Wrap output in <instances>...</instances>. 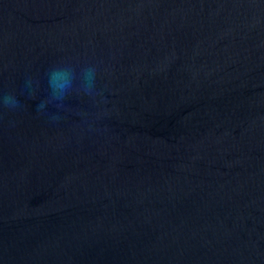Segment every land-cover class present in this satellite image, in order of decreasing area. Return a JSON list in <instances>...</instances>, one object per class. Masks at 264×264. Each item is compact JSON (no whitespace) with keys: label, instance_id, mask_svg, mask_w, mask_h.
Masks as SVG:
<instances>
[{"label":"water","instance_id":"obj_1","mask_svg":"<svg viewBox=\"0 0 264 264\" xmlns=\"http://www.w3.org/2000/svg\"><path fill=\"white\" fill-rule=\"evenodd\" d=\"M0 264H264V0H0Z\"/></svg>","mask_w":264,"mask_h":264},{"label":"clouds","instance_id":"obj_2","mask_svg":"<svg viewBox=\"0 0 264 264\" xmlns=\"http://www.w3.org/2000/svg\"><path fill=\"white\" fill-rule=\"evenodd\" d=\"M75 79V70L66 66L58 65L50 69L48 79L52 94L56 98H62L73 87ZM84 90L90 91L95 84L96 75L92 68L83 69ZM6 103H15V98L11 96L5 97Z\"/></svg>","mask_w":264,"mask_h":264}]
</instances>
